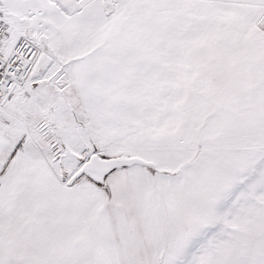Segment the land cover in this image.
I'll return each mask as SVG.
<instances>
[{"label": "snow or ice", "instance_id": "obj_1", "mask_svg": "<svg viewBox=\"0 0 264 264\" xmlns=\"http://www.w3.org/2000/svg\"><path fill=\"white\" fill-rule=\"evenodd\" d=\"M0 264H264V0H0Z\"/></svg>", "mask_w": 264, "mask_h": 264}]
</instances>
